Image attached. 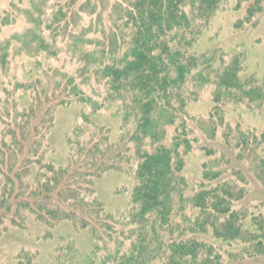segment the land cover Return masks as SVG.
<instances>
[{"label": "trees", "instance_id": "1", "mask_svg": "<svg viewBox=\"0 0 264 264\" xmlns=\"http://www.w3.org/2000/svg\"><path fill=\"white\" fill-rule=\"evenodd\" d=\"M220 1L18 0L0 12L1 73L23 55L31 61L27 71L36 70L14 77L0 99V239L8 226L23 228L31 217L50 228L70 222L89 231L90 264H222L223 255L231 256L223 244L237 246L234 257L264 254V217H248L237 206L247 184L239 164L264 182V134L237 128L233 135L227 127L225 151L206 148L198 187L190 189L181 174V155L195 141L184 118L194 94L189 83L202 87L213 74L215 102L225 88L264 100V80L244 89L237 57L216 69L214 55L187 53L196 19L205 21ZM241 2L248 5L246 22L264 10V0H238L236 7ZM17 16L28 28L3 38L2 29ZM59 36L67 37L66 53L74 56L68 73L43 65L57 60ZM72 103L88 112L67 138L66 162L57 165L47 157L54 111ZM111 108L121 122L115 137L111 126L97 123ZM110 170L134 179L117 219L95 188ZM14 264L35 262L22 253Z\"/></svg>", "mask_w": 264, "mask_h": 264}, {"label": "rangeland", "instance_id": "2", "mask_svg": "<svg viewBox=\"0 0 264 264\" xmlns=\"http://www.w3.org/2000/svg\"><path fill=\"white\" fill-rule=\"evenodd\" d=\"M17 2L18 0H0V12L9 10L10 3ZM237 2L238 0H221L205 21L200 23L196 19L193 40L187 53L197 57L214 55L213 65L216 69L225 67L230 60L237 57L239 69L235 74L243 83L244 89L253 90L264 80V10L246 22L244 17L248 5L241 2L239 7H236ZM24 5L27 6L25 3ZM52 5L53 1H48V11L52 9ZM27 26L24 16H17L15 22L2 29V37L9 38L16 33L21 34L28 28ZM56 43L57 47L61 48L57 60L46 59L43 65L48 64L51 71L58 70L60 73L74 70L76 67L74 56H70L72 55L70 51L66 53L67 37H57ZM23 58H15L6 74L0 71V99L4 96V87L10 88L14 77L21 80L35 74L36 70L31 73L27 71L31 61ZM209 77V83L202 87L196 86L193 82L189 83V90L194 94L185 107L187 134L195 141L192 142L191 150L181 155L183 159L181 174L192 190L201 182L203 165L207 159L206 148L217 147L221 150L225 146L223 133L227 127L232 129L233 135L237 128L258 136L264 134V100H260L257 95H254L255 98H247L233 88H225L223 100L217 103L214 101L215 84L211 83L213 74ZM19 94L20 92L16 93L17 96ZM84 112H88L87 107L74 103L55 109L54 123L48 137L47 157L57 165L66 162L69 153L67 138L81 123V115ZM214 114L222 120L224 126L217 124L219 120ZM97 123L111 126L114 137L121 135L122 131L118 128L121 122L115 116L113 108L101 111ZM214 125L215 134L212 135ZM167 139L170 140L171 135L167 136ZM223 149L225 151L226 148ZM239 166L246 174L247 184L244 198L237 206L243 207L250 215H247L248 217L252 215L264 217V182L248 170L247 163ZM131 178L125 171L110 170L95 183L98 200L115 219L129 205L130 191L134 184V179ZM93 247V236L87 230H78L70 222H61L50 228L30 217L23 228L7 227L6 233L0 239V264H14L17 256L22 253L31 255L35 264H90ZM222 249L224 253L231 254L228 256L226 253L222 256V264H264V254L234 257L237 246L223 244Z\"/></svg>", "mask_w": 264, "mask_h": 264}]
</instances>
